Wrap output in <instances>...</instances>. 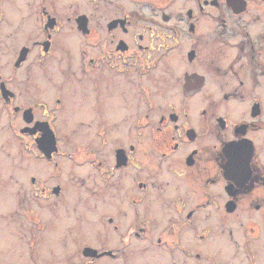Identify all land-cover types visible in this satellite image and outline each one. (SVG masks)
<instances>
[{"label":"flooded vegetation","instance_id":"af4514ba","mask_svg":"<svg viewBox=\"0 0 264 264\" xmlns=\"http://www.w3.org/2000/svg\"><path fill=\"white\" fill-rule=\"evenodd\" d=\"M13 1L0 0L12 239L14 214L62 230L71 190L107 205L97 219L117 245L61 264L161 250L170 264H264V0Z\"/></svg>","mask_w":264,"mask_h":264},{"label":"rangeland","instance_id":"374dc122","mask_svg":"<svg viewBox=\"0 0 264 264\" xmlns=\"http://www.w3.org/2000/svg\"><path fill=\"white\" fill-rule=\"evenodd\" d=\"M7 7L9 12H13L14 1L8 0ZM27 27L28 25L25 26V28ZM19 37L21 36H18V38ZM73 50L76 53L75 48ZM44 173H42L41 176H43ZM89 185L91 186V183H89ZM72 187H75V185ZM65 200L68 208L75 203L78 204L77 215H73L69 211L64 213L66 219L62 220L60 224L62 230L60 227L56 228L52 234H49L48 230L38 229L35 225H30L28 217H19L20 215L14 214V239H12V226L0 219V240L2 238L5 240L0 241V264H46L48 261L56 264L68 263L69 260L67 257L73 256L81 258V248L84 244H89L93 247L99 246L107 248L117 245L115 238H112L113 235L109 226L100 223L97 219L99 211L107 210V205H100L98 211L95 212L91 195L84 192L77 194L76 191L71 190H67ZM3 202L5 205H3ZM11 207V197H0V215L5 214L7 216L6 220H10V216L6 213L11 210ZM16 208L14 196V209ZM166 214V212H162L161 215L158 216L160 228L165 225L164 219L166 218ZM51 224L52 222L50 221V225ZM55 233L56 236L59 235L60 239H54ZM31 235L36 236V242L32 246L26 243ZM100 237L102 241L99 239ZM103 237L107 238L106 241L103 240ZM30 256L34 258L33 262L30 261ZM153 256H150L153 263L142 258L134 259V257L129 262L130 264L134 262L136 264H170L167 253L162 250L155 252ZM178 256H180V254ZM180 257H173V261L175 260L177 264H187L186 261L183 263ZM72 261L78 263V260L74 258L70 262ZM118 262L108 258H102L96 264H118Z\"/></svg>","mask_w":264,"mask_h":264},{"label":"water","instance_id":"95a60500","mask_svg":"<svg viewBox=\"0 0 264 264\" xmlns=\"http://www.w3.org/2000/svg\"><path fill=\"white\" fill-rule=\"evenodd\" d=\"M83 255L85 257H90V258H94V257H99L101 255H97L96 254V251L95 250H92L90 248H84L83 251H82ZM104 254H107V255H110L111 253L108 252V253H104Z\"/></svg>","mask_w":264,"mask_h":264}]
</instances>
